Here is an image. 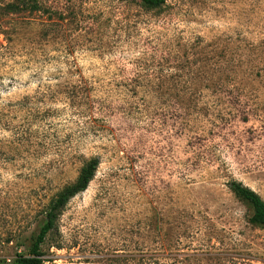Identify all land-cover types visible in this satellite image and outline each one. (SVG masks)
<instances>
[{"label": "rangeland", "instance_id": "1", "mask_svg": "<svg viewBox=\"0 0 264 264\" xmlns=\"http://www.w3.org/2000/svg\"><path fill=\"white\" fill-rule=\"evenodd\" d=\"M93 158L41 264H264V0H0V264Z\"/></svg>", "mask_w": 264, "mask_h": 264}, {"label": "trees", "instance_id": "2", "mask_svg": "<svg viewBox=\"0 0 264 264\" xmlns=\"http://www.w3.org/2000/svg\"><path fill=\"white\" fill-rule=\"evenodd\" d=\"M143 5L149 8L161 7L165 0H138ZM19 2V1H18ZM18 2H10L4 6L5 14H14L20 12L21 5ZM99 162L96 158L91 159L88 164L82 170L81 176L78 181L61 191L54 203L47 210L45 215V221L38 234L33 238L29 248V254L27 256L18 255L12 264H41L43 253L41 246L45 242L47 235L54 230L56 221L60 211L64 208L70 198L76 194L83 192L91 179L93 178ZM230 190L241 200L245 201L252 209L251 216L249 217V223L264 227V201L263 199L250 188L242 185L239 182L231 181L229 183Z\"/></svg>", "mask_w": 264, "mask_h": 264}]
</instances>
